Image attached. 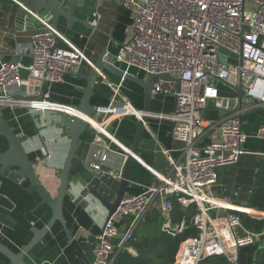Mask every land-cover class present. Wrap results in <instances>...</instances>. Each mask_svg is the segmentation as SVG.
Returning <instances> with one entry per match:
<instances>
[{
  "label": "built area",
  "instance_id": "obj_1",
  "mask_svg": "<svg viewBox=\"0 0 264 264\" xmlns=\"http://www.w3.org/2000/svg\"><path fill=\"white\" fill-rule=\"evenodd\" d=\"M94 1L99 6L113 0ZM119 5L130 11L132 23L129 38L119 46L116 62L125 72L134 69L145 75L170 77L155 81L152 95H168L174 100L172 113L157 117L171 122L169 134L183 145L184 162H174L165 154L171 172L158 175V183L144 187L141 193L122 199L95 236L91 264H112L127 237L154 205L162 218V232L171 235L181 232L184 222L179 226L171 224L172 199L182 209L194 206L190 223L197 232L182 243L177 264H201L212 257H224L229 264H239V249L264 241V227L257 233L244 230L239 216L244 212H237L229 197L212 195L217 169L235 166L245 153L246 140L239 113L233 110L239 97L236 93L232 98L223 95L220 87L231 91L239 88L247 100L264 105V0H119ZM35 18L41 29L20 50L30 57L31 64L24 67L0 58V108L62 110L70 118L80 116L89 129L120 149L121 152L104 146L93 154L97 175L119 180L128 150L109 134L108 125L125 117L137 122L143 115L121 98L119 88L114 89L107 105L97 106L87 115L45 100L11 97L21 84V70L43 84H53L63 82L80 63L88 68L94 65L83 49L68 44L48 21ZM91 18L90 27L94 31L101 20L98 10ZM60 41L65 46H60ZM220 49L235 54L237 65L221 62ZM210 103L219 120L206 122L203 114ZM208 131L216 132L219 139L201 144ZM255 137L264 141V127L256 130ZM113 157L119 160L114 161ZM245 213L259 220L257 213ZM126 219L130 223L121 234L120 227ZM115 240H119L117 245L113 243Z\"/></svg>",
  "mask_w": 264,
  "mask_h": 264
},
{
  "label": "crops",
  "instance_id": "obj_2",
  "mask_svg": "<svg viewBox=\"0 0 264 264\" xmlns=\"http://www.w3.org/2000/svg\"><path fill=\"white\" fill-rule=\"evenodd\" d=\"M77 4L74 15L79 20L85 21L98 10L101 16L98 28L93 31L87 23L79 21L68 26L66 20L60 17L54 29L68 44L83 49L93 63L103 52L110 57H115L119 46L129 38L131 33L132 15L130 11L121 8L119 0L99 6L94 0H77ZM27 15L34 17L30 12L28 2L0 0V58L19 62L24 67L31 64V59L28 55L20 53V50L29 44L36 31L41 29L35 17H32L35 24L33 26L28 24L25 28L24 18ZM41 18L50 23L48 16ZM59 45L65 46L61 41ZM115 65L125 71L122 65L117 62ZM90 69L85 67L83 73L87 74ZM76 71L66 75L63 82L43 84L39 79L30 77L25 70H21V84L13 90L11 97L20 100L42 101L43 99L40 98L42 93L43 97L45 96L68 111L77 110L86 82L72 76ZM127 73L143 81L146 79L145 74L134 69L128 70ZM115 88H119L121 98L130 102L135 109L142 111L144 104L142 87L130 80H124L106 72L100 73L90 98V105L93 108L107 105L113 98ZM220 90L223 95L230 98L236 97L234 91L223 86ZM173 107L174 100L171 96L161 94L151 96V111L148 114L140 144V149L144 153L138 155L132 166L130 185L126 195H137L144 187L157 184L158 175H168L171 168L166 155L174 162H184V154L181 151L183 145L174 141L169 134L171 122L157 117L158 114H171ZM212 107L210 103L203 114L206 122L219 120V115ZM233 110L239 113L241 130L246 136L243 144L245 153L235 166L217 169L216 185L212 190V195L216 198L229 197L237 212L252 211L258 214L257 219L264 220V210L249 207L253 192L259 188L260 182L263 184L262 192L264 193V141L255 137L256 130L264 127V108L243 98L239 99V104L234 106ZM0 115L15 134L27 137L23 147L30 159L38 161L34 167L37 180L51 198L55 199L59 185L58 177L70 146V138L66 135V128L60 116L50 109L36 112L20 107L13 109L2 107ZM86 129V133L79 138L77 157L72 162L70 174L78 175L88 182L93 179L103 180L108 191L106 196L110 199L116 191L118 180L97 175L94 169L97 161L93 158V154L95 150H100L104 146L113 150L120 151V149L94 130L87 126ZM107 131L128 150L135 139L136 120L126 117L112 120ZM217 139L219 136L216 132L208 131L201 140V144ZM6 148V141L0 136V152ZM113 158L114 161L119 160L118 157ZM28 187L27 180L13 182L0 176V241L14 252H18L28 243L32 237L31 229H41L51 216L50 209L37 193L28 192ZM96 206L98 205L83 209L73 205L70 197H66L63 203L66 227L78 243L83 259L78 257L77 251L67 239L62 226L55 223L45 237L33 247L25 261L29 264H91V248L106 218V213L96 209ZM154 208L158 210L157 205H154L152 209ZM120 231L121 234L124 233L123 226L120 227ZM260 250L263 249L258 245L240 248L238 251L239 264H255L256 255ZM127 251L135 255L131 248ZM0 264H8L7 259L1 254Z\"/></svg>",
  "mask_w": 264,
  "mask_h": 264
},
{
  "label": "water",
  "instance_id": "obj_3",
  "mask_svg": "<svg viewBox=\"0 0 264 264\" xmlns=\"http://www.w3.org/2000/svg\"><path fill=\"white\" fill-rule=\"evenodd\" d=\"M24 1L30 4V12L34 17L41 18L48 16L50 19L49 24L52 28H55L60 17L66 20L68 26L78 21L81 23H87L90 26L92 20L91 17L85 21L79 20L75 17L74 13L78 7L77 0ZM32 17L33 16L31 15L25 16V28H27L28 24L31 26L35 24L34 17ZM218 59L221 62L230 65H237L238 57L224 49H220L218 52ZM115 63V57H110L106 52H103L94 62L93 68H91L87 74L83 73L85 68L83 63H80L76 73L72 74L73 77L83 79L86 82L81 103L77 108V112L81 115L93 113V107L90 105V98L93 95L94 86L102 72L112 74L124 80H130L141 86L143 89V115L141 119L136 122L135 139L125 156L121 176L116 182V191L110 199L106 196V194L108 195V191L103 180L93 179L91 182H88L87 180L80 178L78 175L70 174L72 162L77 157L76 150L79 138L87 131L86 125L83 123L80 116L70 118V116L65 114L62 110H55V113L60 116L62 123L66 128V135L70 138V146L61 174L58 177L59 185L57 188V196L55 199H52L49 193L43 189L37 180L34 167L37 165L38 161L36 159H30L24 150L23 145L27 141V137L15 134L0 115V136L4 138L7 144V148L0 152V176L13 182L27 180L29 182L28 192L37 193L42 202L51 212L50 219L41 229H31L32 237L18 252H14L0 241V254L7 259L8 264H29L25 261V258L33 247L45 237L55 223H59L62 226L67 239L77 251L78 257L83 259L82 251L76 240H74L73 235L68 231L63 217V203L66 197H70L73 205L80 206L83 209L98 205L96 206V209H100L106 213L105 222H107L116 212L122 199L126 196L127 189L130 185L132 166L138 155L144 153V151L140 149V144L146 127L148 114L151 111L150 102L153 84L158 80H170V77L166 74H147L146 79L143 81L121 70L115 65ZM232 90L239 96L240 100L246 97L241 89L233 88ZM40 98L49 103L55 104L48 98H45V96L43 97L42 93L40 94ZM261 106L264 108V105ZM257 245L264 249V241L258 242Z\"/></svg>",
  "mask_w": 264,
  "mask_h": 264
},
{
  "label": "trees",
  "instance_id": "obj_4",
  "mask_svg": "<svg viewBox=\"0 0 264 264\" xmlns=\"http://www.w3.org/2000/svg\"><path fill=\"white\" fill-rule=\"evenodd\" d=\"M263 184H259L252 195L249 203L250 208L264 210ZM173 210L171 213L172 226H179L184 222V228L174 235L162 232V218L156 208L148 210L144 219L140 221L127 237L122 249H120L112 264H177L178 255L183 242L195 237L197 232L191 226L190 220L195 213L193 205L188 209H182L179 204L172 199ZM242 227L249 232H259L264 227V220L252 219L244 213H239ZM130 219L123 222L124 231L128 227ZM119 240L113 243L117 245ZM131 248L135 255H131L127 249ZM255 264L264 263V249L256 255ZM201 264H229L224 257H212Z\"/></svg>",
  "mask_w": 264,
  "mask_h": 264
},
{
  "label": "bare ground",
  "instance_id": "obj_5",
  "mask_svg": "<svg viewBox=\"0 0 264 264\" xmlns=\"http://www.w3.org/2000/svg\"><path fill=\"white\" fill-rule=\"evenodd\" d=\"M95 127H99V125H97L95 122H91ZM100 128V127H99Z\"/></svg>",
  "mask_w": 264,
  "mask_h": 264
}]
</instances>
